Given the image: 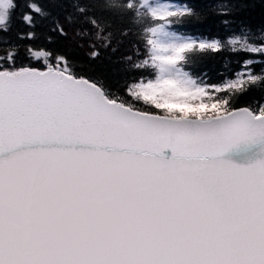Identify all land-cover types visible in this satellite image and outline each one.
Returning <instances> with one entry per match:
<instances>
[{"label": "snow or ice", "instance_id": "obj_1", "mask_svg": "<svg viewBox=\"0 0 264 264\" xmlns=\"http://www.w3.org/2000/svg\"><path fill=\"white\" fill-rule=\"evenodd\" d=\"M245 7L0 0V264H264V29L234 25ZM208 10L223 35L182 30ZM66 24L103 37L90 60L131 50L86 76L55 46ZM225 53L243 70L210 82Z\"/></svg>", "mask_w": 264, "mask_h": 264}, {"label": "trees", "instance_id": "obj_2", "mask_svg": "<svg viewBox=\"0 0 264 264\" xmlns=\"http://www.w3.org/2000/svg\"><path fill=\"white\" fill-rule=\"evenodd\" d=\"M194 3L204 5H215L218 3H224L226 0H193ZM236 2V0H232ZM246 7L233 17L234 25L239 27L240 25L246 26L253 33H258L261 29H264V0H243ZM220 17L215 15L211 10H208L206 14L202 15L201 19L193 20L192 23L182 26V30L195 35L203 36H216L218 33L223 35L222 26L219 23ZM22 27V26H21ZM67 36H54L55 46L61 51L66 52L74 61L78 70L86 76H93L103 72L110 66V62L118 57L126 55L131 49L129 46L120 47L115 53L101 52L103 56L102 61H93L89 59V54L92 51L90 44H96L100 46L103 42L97 41L94 38L86 37L80 34V28L72 25H65ZM40 35V42L44 43V36L47 34V28H41L38 30ZM239 57L233 56L230 53H225L223 58L208 61L205 70L208 72L210 82H218L219 74H222L228 70H242V65L237 61ZM228 65L227 69H224V64ZM261 96L260 93H253L247 100L253 101L252 106L255 107V99Z\"/></svg>", "mask_w": 264, "mask_h": 264}, {"label": "water", "instance_id": "obj_3", "mask_svg": "<svg viewBox=\"0 0 264 264\" xmlns=\"http://www.w3.org/2000/svg\"><path fill=\"white\" fill-rule=\"evenodd\" d=\"M259 152H260L259 148H253L249 150L246 154L234 156L233 159L238 163H247L248 162L247 157H252V156L258 157Z\"/></svg>", "mask_w": 264, "mask_h": 264}, {"label": "rangeland", "instance_id": "obj_4", "mask_svg": "<svg viewBox=\"0 0 264 264\" xmlns=\"http://www.w3.org/2000/svg\"><path fill=\"white\" fill-rule=\"evenodd\" d=\"M242 70H243V69H242ZM242 70H241V71H242Z\"/></svg>", "mask_w": 264, "mask_h": 264}]
</instances>
